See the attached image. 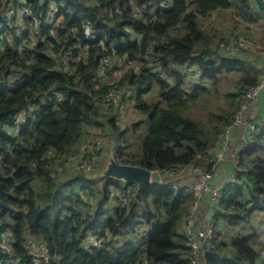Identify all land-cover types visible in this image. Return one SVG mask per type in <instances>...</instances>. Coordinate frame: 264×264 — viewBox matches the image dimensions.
<instances>
[{
	"label": "trees",
	"instance_id": "trees-1",
	"mask_svg": "<svg viewBox=\"0 0 264 264\" xmlns=\"http://www.w3.org/2000/svg\"><path fill=\"white\" fill-rule=\"evenodd\" d=\"M25 2L31 13L19 22V1L0 0V257L4 242L11 245L14 264H34L24 245V236L29 235L46 244V264H191L180 228L195 196L145 185L129 204L115 206L113 215L101 219L105 187L101 185L103 197L96 210L87 209L85 199L97 198L99 178H87L82 172L61 178L54 163L46 164L74 155L93 129L102 128L121 164L159 172L192 166L210 170L203 158L238 112L243 93L262 76L261 68L253 66L258 60L239 50L224 51L223 45L243 34L240 29L250 33L248 25H261L264 38L261 0ZM51 2L56 9L53 23L48 21ZM8 3L12 15H5ZM215 17L218 23L201 24ZM86 23L90 38L84 33ZM31 32L32 44L20 50L18 36L25 39ZM260 45L261 57L264 41ZM239 57L251 58L247 62L253 67L247 69L252 78L244 74L247 69L236 60ZM105 59L108 73L99 76ZM116 70L117 79L104 80ZM234 73L242 76L232 109L218 106L206 120L184 116L211 96L221 77ZM53 91L62 93L61 102L50 96ZM110 92L118 94L114 103L105 100ZM124 103L140 117L130 136L114 116ZM107 108L115 114L102 113ZM21 111L29 115L17 124V133L11 132ZM99 157V164L104 163V155ZM238 161L244 168L239 184L224 193L216 215L222 214L224 229L246 213L264 212V129L241 151ZM146 226L150 230L143 244L132 245L134 232ZM88 231L101 239L90 251L82 245ZM229 234V242H220L217 253L205 256V263L256 264L262 241L256 228L241 225ZM124 240L131 245L117 246Z\"/></svg>",
	"mask_w": 264,
	"mask_h": 264
},
{
	"label": "built area",
	"instance_id": "built-area-1",
	"mask_svg": "<svg viewBox=\"0 0 264 264\" xmlns=\"http://www.w3.org/2000/svg\"><path fill=\"white\" fill-rule=\"evenodd\" d=\"M17 1H19V22H23V18L30 15L31 7L26 4L25 0ZM261 2L264 7V0H261ZM55 11L56 9L54 8V5H52L49 9L48 15V21L50 23H53L55 19ZM13 13L14 10L11 7V4L8 3L5 15H12ZM83 28L85 35L90 38L89 23L84 24ZM246 45L248 44L240 41L238 44L230 42L223 45V47L224 51L231 52ZM62 60L65 61L66 57L63 56ZM258 61L260 62V68L262 70L260 82L243 93L238 112L230 120L228 126L221 132L219 141L213 148L208 150V156L202 160V164L205 166L211 164L210 170H204L195 166L180 167L176 170L169 169L161 172L157 170H149L150 183L159 182L161 184H165L163 181L165 179L168 189L174 192H182L184 196L200 195V203L194 208L192 207L190 214L184 220L181 228L190 251L189 259L191 264H200L203 256L209 253L217 252V243H214V239L216 238V228L218 227L216 215L219 212L218 208L220 209V202L225 191L238 184L237 179L239 172L244 169L243 165L238 161V156L245 147L249 146L255 140L260 127H262L259 120L254 119L253 117L251 118V116L247 114L249 109L252 110L253 105L258 100L261 91L264 90V55H262ZM107 63L108 60L105 59L100 64L98 69L99 76L107 74ZM50 96L54 97L55 102L58 103L62 101L63 95L60 92L53 91L50 93ZM105 100L116 102L118 100V94L110 92L105 96ZM252 111L255 112L256 110L253 109ZM28 115L29 113L26 111L18 113L9 130L17 133L20 130L17 124H22ZM235 135H237L238 138H235ZM90 139L91 138L89 137L85 138L83 143L80 145L83 146V149L87 150V162L85 163L86 169L85 167L82 168V174L85 176H89V172L87 171H95L98 172V174H101L106 167L108 157L111 156L114 159L115 152L117 151V148L110 149L108 156L104 159V163L99 164V154H102L100 151L103 141H96L91 144L88 142ZM51 153L52 151L48 152V154ZM68 157H70V155ZM49 163L55 164L56 159L52 162H47L46 165ZM53 167L55 168V165ZM72 176H75V174L67 175L61 178H69ZM120 185L123 191L116 195V200L118 204L124 205L130 201L133 194L136 192V186L124 181L120 182ZM197 191H199V194H195ZM203 198H206V201H204ZM85 199L88 203H90V196L87 195ZM8 238L9 234L6 233V240ZM100 243L101 239L95 233L87 234L82 241L83 247L88 251H90L93 247L98 246ZM24 245L34 264L47 263L49 251L46 244L42 240H37L29 235H25ZM119 246L123 247V243ZM2 250L4 256L0 257V264H14L13 256L11 254V245L4 244L3 242Z\"/></svg>",
	"mask_w": 264,
	"mask_h": 264
},
{
	"label": "rangeland",
	"instance_id": "rangeland-1",
	"mask_svg": "<svg viewBox=\"0 0 264 264\" xmlns=\"http://www.w3.org/2000/svg\"><path fill=\"white\" fill-rule=\"evenodd\" d=\"M54 3L55 2H51V4L49 5L48 8L50 9L51 6L54 5ZM225 14L229 15L227 12H225ZM218 22H219V19H217V17H215L214 19L203 20L201 22V24L204 27H207L212 23H218ZM222 24H224V23H222ZM226 26H229V25H227V23H226ZM248 27L250 29V33H247L245 31H243L242 29H240L241 32H243V34L237 36L231 42H235L236 44H238L240 41H243L246 44H248L244 47H239L237 50H239L243 54L250 56L252 59L257 61L260 58L261 50L263 48L260 45V42L263 43V41H264V38L262 37L263 36L262 31L263 30H262L261 25H259V24L258 25H248ZM246 35H249L251 37V39H247ZM18 37L21 39V42H22L21 46H19L20 50L22 47H27V45L30 43V41L35 39L34 32L28 33V38H25V39H22V37H20V36H18ZM245 38L247 40H244ZM9 41H11V40L8 38V43H9ZM30 44H32V43H30ZM234 58L235 57H232L230 60H233ZM251 58L245 57V60H244V58L239 57V58H236V60H238L239 62H242L244 64V67L246 70L247 68H250V66H251V63L249 64L247 62V60H250ZM253 66L255 68L260 69V62L257 63L256 65H253ZM253 66H251V67H253ZM244 74L250 78L253 77V73L249 69H247ZM119 75H120V72L118 70H116L113 72V74L110 77H106L107 79L105 78L104 80H106L107 82H112L116 78H118ZM241 76H242V74L234 73V74H229V75H225V76L221 77L219 79V81L217 82L216 87L213 89L211 96H209V97L201 100L200 102H198L190 110L187 111V114L184 113V116L189 115L193 118L206 120L209 118L211 111H215L218 106H222L224 104L227 109H229V110L232 109L233 106L235 105L233 102L236 100L237 96L240 95L241 88H239L240 85L237 84V81H238V78H241ZM112 102L114 103V101H112ZM102 113H108V115H114L116 113V115H114L115 119H116L115 120L116 124L121 127L122 131L129 129V131L126 132V134H125L126 136H130L131 132H132V129H130V128H132L133 125L135 126L138 124V122H140L139 121L140 117L136 113V111L132 107H126L125 103L123 104V106H120V108H118L115 113L113 112L112 108H107L104 111H102ZM104 119H105V117H102V120H104ZM142 125L143 124L140 125V128L137 131L138 134L143 129ZM263 129L264 128L260 127L259 132ZM103 133H106V132L102 128L93 129L91 132V135L89 136V138H92V137L93 138L88 140V142L93 144L96 141H99V142L103 141L101 150H102V155H104V157L106 158L108 156L109 150L111 149V144L108 143V140H107L108 137L106 135H104ZM113 144H114V141H113ZM86 153H87V150L83 149V146H80L75 151L74 156L66 157L64 159H56V163L54 165H55L56 171L59 170V176L62 177L64 175H74L76 173L83 172L82 168L86 166L85 163L87 162ZM85 169H86V167H85ZM49 172L52 173V170L49 169ZM87 172H89L88 173L89 177H87V178H97L98 177V172H95V171H87ZM104 182H105V179H103V181L101 182V185L104 184ZM103 187L100 186V187L94 189V191L98 195L96 198V202L93 203L92 206L89 204L87 206V209L96 210L99 207L98 203L100 202L101 197H103L102 194L99 195V191ZM111 187L113 188L111 202L113 203L114 206L102 207L103 204H101L100 205L101 206V213H100L98 218L102 219V218H107L108 216H111L113 213H111L110 208H114L115 206H117L115 204H118L117 200L114 199L115 193L117 191V190H115V185L112 184V186H110L109 189H112ZM195 194H199V191H197ZM94 199H95V196H94ZM195 199H194L195 204H194L193 208L200 203V195H196ZM139 210H141V208H139ZM83 211H85V210H83ZM246 216H248V218ZM230 218H231V216L226 217L227 220H229ZM218 221H219L220 226H218L216 228V238L214 239L215 244L217 243V245H218L220 242H229L231 235L230 234L227 235V232L228 231L233 232V230L236 231L241 225H245L247 230H250L251 228H256V230L258 231V233L262 237V241H261L259 248L261 249V254H260L261 259H264L262 257V251L264 250V212H255V213L252 212L251 215H250V213H246L244 215V217H242V218L239 217L236 220H232V223L230 225V229H228V228L224 229L223 224H225V221H224L222 214H220V216L218 217ZM140 230H141V232H140ZM149 230H150V228L148 226L141 227L138 230H136L134 232V234L140 235V238H141L142 236H145L146 233L149 232ZM109 239L110 238H108V236H107V240H109ZM107 243H108V241H107ZM132 244H134V242Z\"/></svg>",
	"mask_w": 264,
	"mask_h": 264
},
{
	"label": "clouds",
	"instance_id": "clouds-1",
	"mask_svg": "<svg viewBox=\"0 0 264 264\" xmlns=\"http://www.w3.org/2000/svg\"><path fill=\"white\" fill-rule=\"evenodd\" d=\"M108 73V72H107ZM262 128V127H261ZM259 132V131H258ZM258 134V133H257ZM248 147V146H247ZM115 159V161L116 162H118L117 161V159H116V157L114 158ZM119 163V162H118ZM120 164V163H119ZM148 170V169H147ZM149 171V170H148ZM76 176V175H75ZM73 177V176H72ZM86 177H89V176H86ZM69 178H71V177H69ZM98 178H99V180H98V183H99V186H101V182L103 181V179H105V182H104V184H102L104 187H105V189H106V194L104 195L105 197H103V199H102V201L104 202V203H102L103 204V206L102 207H104V206H107V207H111V206H114L113 205V203L111 202V198H112V190H113V188L112 189H109V187L110 186H112V185H110V183H116L117 185H119V187L121 188V185H120V182H122V181H124V182H126L124 179H120V178H116V177H107L106 175H103V174H99L98 175ZM91 179H93V178H91ZM164 182H165V184H161V183H159V182H152V183H150V181H149V183H147V185H152V184H158V185H160V186H162L163 188H165V189H167V190H170V189H168V186H167V182H166V180L164 179L163 180ZM107 182V183H106ZM127 183H129V182H127ZM129 184H134L135 185V183H129ZM239 184V183H238ZM237 184V185H238ZM115 185V184H114ZM136 186V185H135ZM236 186V185H235ZM232 187H234V186H232ZM232 187H230V188H232ZM91 188H93V187H91ZM230 188H228L227 190H229ZM115 190H117L116 191V193H115V196H114V199H116V195L118 194V193H120L121 191H120V189L118 190V189H116L115 188ZM121 190H122V188H121ZM226 190V191H227ZM137 191H139L138 190V188H137V186H136V192L133 194V196L134 195H136L137 194ZM170 191H172V190H170ZM225 191V192H226ZM172 192H174V191H172ZM174 193H176V194H182L183 195V193L182 192H174ZM133 196H132V198H133ZM184 196V195H183ZM187 196H189V195H187ZM184 197H186V195L184 196ZM132 198L130 199V201L132 200ZM130 201H128L126 204H124V205H120V204H115V205H117V206H126L127 204H129L130 203ZM96 202V198L94 199V198H91V201H90V205L92 206L93 205V203H95ZM110 210H111V213H114L113 212V208H110ZM113 215V214H112ZM109 217V216H108ZM217 218V220H218V217H216ZM184 223V222H183ZM183 225V224H182ZM218 226H220L219 225V221H218ZM181 228H182V226H181ZM181 228H180V231H181ZM219 230V229H218ZM182 232V231H181ZM89 233H95L94 231L92 232V231H88L86 234H85V236H84V238L87 236V234H89ZM137 236H140V235H136L134 238H133V241L136 239V237ZM99 237V236H98ZM83 238V239H84ZM125 243H128V244H130L128 241H125L124 240V242H123V246H124V244ZM133 243V242H132ZM131 245V244H130ZM129 245V246H130ZM132 245H134V244H132ZM119 246V245H118ZM218 246V245H217ZM217 249H218V247H217ZM218 251V250H217ZM215 253H217V252H215ZM215 253H209V254H215ZM260 254H261V251H260ZM207 255V254H206ZM205 255V256H206ZM205 256H203L202 257V259H201V262H200V264H206L205 263ZM190 257V256H189ZM262 257L264 258V250L262 251ZM190 260V259H189ZM191 263V262H190ZM256 264H264V259H261V256H259L258 257V259H257V262H256Z\"/></svg>",
	"mask_w": 264,
	"mask_h": 264
},
{
	"label": "water",
	"instance_id": "water-1",
	"mask_svg": "<svg viewBox=\"0 0 264 264\" xmlns=\"http://www.w3.org/2000/svg\"><path fill=\"white\" fill-rule=\"evenodd\" d=\"M103 175L135 183L139 191L150 181V172L147 169L140 166L119 164L111 156L108 157Z\"/></svg>",
	"mask_w": 264,
	"mask_h": 264
},
{
	"label": "crops",
	"instance_id": "crops-1",
	"mask_svg": "<svg viewBox=\"0 0 264 264\" xmlns=\"http://www.w3.org/2000/svg\"><path fill=\"white\" fill-rule=\"evenodd\" d=\"M244 40H247V39H244ZM244 56V55H243ZM255 109L256 111L253 112L252 110ZM249 109L247 114L251 116V118L253 117L254 119H257L260 121L261 125H262V128H264V90L261 91L260 95H259V98L258 100L255 102V104L253 105V108ZM235 138H238L237 135H235ZM67 175H64L62 177H65ZM93 188H95V185H92ZM235 232V230H233L232 234ZM148 234V232L146 233V235ZM145 235V236H146ZM145 236H142L141 237V240L139 239L140 236H137L136 239L133 241L134 242V245H138V244H143L142 243V240L145 239ZM140 240V241H138ZM132 244V242H131ZM229 254L232 253V251H229L228 252ZM231 256V255H230Z\"/></svg>",
	"mask_w": 264,
	"mask_h": 264
}]
</instances>
